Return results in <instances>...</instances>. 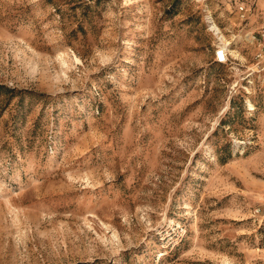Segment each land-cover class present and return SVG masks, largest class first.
Instances as JSON below:
<instances>
[{"label":"rangeland","instance_id":"rangeland-1","mask_svg":"<svg viewBox=\"0 0 264 264\" xmlns=\"http://www.w3.org/2000/svg\"><path fill=\"white\" fill-rule=\"evenodd\" d=\"M256 26L230 0H0V264H264Z\"/></svg>","mask_w":264,"mask_h":264},{"label":"built area","instance_id":"built-area-1","mask_svg":"<svg viewBox=\"0 0 264 264\" xmlns=\"http://www.w3.org/2000/svg\"><path fill=\"white\" fill-rule=\"evenodd\" d=\"M233 10L238 19L243 23L248 22L251 16L257 15V29L256 33L245 31L243 40L246 43H253L258 39L264 41V0H230ZM227 53L225 48H220L215 51V60L217 62H225L227 60Z\"/></svg>","mask_w":264,"mask_h":264},{"label":"bare ground","instance_id":"bare-ground-1","mask_svg":"<svg viewBox=\"0 0 264 264\" xmlns=\"http://www.w3.org/2000/svg\"><path fill=\"white\" fill-rule=\"evenodd\" d=\"M213 28L216 29V30H218V28H217L216 26H214ZM223 48H225V47H223ZM225 49H226V48H225Z\"/></svg>","mask_w":264,"mask_h":264}]
</instances>
